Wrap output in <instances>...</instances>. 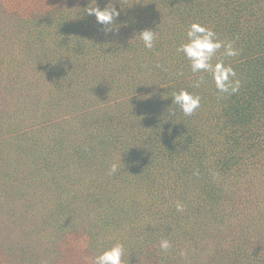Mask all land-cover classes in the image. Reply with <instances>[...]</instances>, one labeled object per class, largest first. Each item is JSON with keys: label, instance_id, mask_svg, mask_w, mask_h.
I'll use <instances>...</instances> for the list:
<instances>
[{"label": "trees", "instance_id": "obj_1", "mask_svg": "<svg viewBox=\"0 0 264 264\" xmlns=\"http://www.w3.org/2000/svg\"><path fill=\"white\" fill-rule=\"evenodd\" d=\"M109 4L120 13L112 26L86 12ZM54 9L33 21L3 10L0 19V107H15L8 124L19 127L6 132L0 120V138L17 140L0 147V246L9 260L3 264L58 256L64 225H56H78L79 214L102 225L98 236L114 238L102 250L124 244L125 264H170L179 257V264L242 258L264 264V0H58ZM194 22L239 50L225 57L221 49L213 60L235 69L238 93L219 94L211 75L192 73L177 51ZM145 29L157 31L151 50L139 37ZM13 30L21 63L1 58L3 48L17 43L2 46ZM14 67L18 85L9 77ZM201 76L205 82L195 87ZM24 81L30 86L23 94ZM181 89L201 97L191 116L172 104ZM6 92L17 100L8 102ZM127 100L135 106L123 114L133 145L119 155L113 113ZM169 157V168H176H158L179 174L164 191L168 203L156 209L155 197L142 220L141 203L127 196V177L152 172ZM113 163L119 170L109 175ZM182 187L185 208L177 212ZM51 189L62 193L52 197ZM37 214H45L41 231ZM164 238L172 245L168 252L159 247ZM217 239L228 249L212 248Z\"/></svg>", "mask_w": 264, "mask_h": 264}, {"label": "rangeland", "instance_id": "obj_2", "mask_svg": "<svg viewBox=\"0 0 264 264\" xmlns=\"http://www.w3.org/2000/svg\"><path fill=\"white\" fill-rule=\"evenodd\" d=\"M57 2L58 0H0V19L3 18L4 15L2 12L3 10H5L10 13L14 12V13L20 14L24 18H27L33 21L39 18L41 14H48L49 12H53L55 10L54 6ZM3 25L4 24L0 23V32L2 31ZM5 25H8V24L6 23ZM14 32L15 30H13L8 40H6V42H4L2 46L8 43H13L14 40L17 41V43L12 44L11 46L7 48H3L2 53H1L2 55L1 58L8 59L10 61L17 60L18 63H21V60H20L21 50H20V45L18 43L19 39L18 37L16 38L13 37ZM4 52L8 53L9 55H3ZM15 70L16 69L14 67V70L12 71L11 76H9L11 77V79H14L12 83H16L17 81L16 79L19 78V77L17 78L16 76L17 74ZM5 76L7 75L5 74ZM27 80L35 82L36 77H33V76L27 77ZM19 82L20 81H18L16 85H18ZM6 84H11V83H6ZM29 86L30 84H28L26 81L23 82V86H22L23 94L25 93V88H28ZM5 98L8 100V102L17 100L16 98H13V94L8 93V92L5 93ZM8 104H7V108L0 107V120L6 126L3 130L6 132H12L14 128H16L17 130L19 127H17V125L14 123L8 124L10 117L13 116L15 112V107L11 111L8 110L10 109ZM117 108H118V112L113 113L114 115L112 114L114 117L118 118L117 121H115L114 125L112 126L113 133H114L113 140L115 141V144H116V141L120 142L119 144L118 143L116 144L115 148H117L116 150L119 155H123L124 150L132 147L133 145L132 143L133 137L126 138V131H127L126 126L128 125V119L125 118V123H124L123 114L127 112L128 110H130L131 108L132 109L135 108V106H133V104L129 100H127L117 105L116 109ZM105 118H108V115H106ZM45 135L48 136L47 138H49L53 136V133L50 134L49 132H46ZM71 138L74 139L73 137ZM7 139L8 141L4 142L0 147L5 146L7 148H4V147L3 148L8 149L11 147L13 143L17 142L16 137H12L10 139L0 138V142H3ZM84 141L85 139L79 136V139L76 140V143L81 145V143H83ZM74 145L76 146L75 143ZM159 147H161V143ZM4 149H0V154H1V150H4ZM170 159L171 157H169L167 160H164V161L160 159L158 161V164L155 166V168H153L152 172H146L142 174V176L140 174H136V175H130L127 177V181L129 185L128 187L129 190L126 191L127 196L130 197L132 201H138L141 203L140 205L142 207L139 210V217L142 220H146L150 217L151 213H149V207L152 206V204L154 203L155 197H158L159 199V202H158L159 205L156 209L163 210L164 209L163 203L164 202L168 203V200H165L162 203L164 191L167 192V189H168L167 187H170L174 181H177L179 174L178 172H174L171 175H167L168 173L166 172H159L158 168H165V167L169 168ZM174 168L176 167H173L171 169L169 168V170L172 171L174 170ZM132 176H135V177H132ZM150 176H154L155 178L156 182L153 183V185L152 183H150L149 181L143 178V177L148 178ZM243 180L244 178H242L241 181L237 184L242 183ZM184 188L185 187L181 188V193H180V196L177 198L176 203L180 201L183 193H185L183 191ZM49 193H52L53 194L52 197H54V195H60L62 192H61V189L56 190V191H53L51 189ZM125 205H128V203H126ZM44 219H45V214H40L39 216L37 214V216L35 217V221H34L36 230L38 231L43 230V228L45 227L43 225ZM85 219L86 217L84 218L83 215L79 214L76 216V222L79 221L78 225L71 224L73 223L72 221L70 224H66V223L57 224L56 227H59L60 225L61 226L64 225L59 235L60 243L58 245V250H59L58 256H53L54 253L50 256L46 255L45 256L46 263L38 262L37 264H92V261L95 255H97L100 251H102L103 246H106V241L113 240L114 238L112 237L110 233H108V235H103V238H101L100 236H98V234L101 230L99 227H101L102 225L97 226L98 223H92L90 220H85ZM82 220L84 221L82 222ZM32 230H33L32 231V234H33V232H35V229H32ZM215 230L216 229H214L213 231ZM209 232H212V231H209ZM216 234L217 233L214 232V235ZM210 246L214 249H220V248L228 249L229 243L226 241H221L217 239V242L211 243ZM4 254L5 253L1 249V246H0V264H3V262L6 263L9 261L6 257H3ZM179 258L172 260L170 264H179L177 263L179 261ZM234 260H235L234 263L229 262L228 264H251L248 259L242 258V259H234ZM237 260H239V262H236ZM148 264H154V262H149Z\"/></svg>", "mask_w": 264, "mask_h": 264}, {"label": "clouds", "instance_id": "obj_3", "mask_svg": "<svg viewBox=\"0 0 264 264\" xmlns=\"http://www.w3.org/2000/svg\"><path fill=\"white\" fill-rule=\"evenodd\" d=\"M111 5V4H109ZM107 6L101 10L99 7H88L86 12L88 15H94L98 24L112 26L114 20L119 16V11L115 7ZM140 39L146 49L151 50L157 38V31L145 29L139 34ZM223 49L225 57H235L239 55V50L231 41H222L216 31L211 27L198 22L192 23L186 32V42L182 43L177 51L182 53L185 59L189 62L191 72L208 73L215 84V88L219 94L233 95L239 92L241 82L237 78V73L231 64H226L223 59L216 60L219 50ZM204 77L201 76L196 82L195 87H200L203 84ZM173 103L178 106L185 116H191L201 106V97L197 94L189 92L186 89H181L172 96ZM173 115L175 113H172ZM119 170V165L113 163L109 169V175L116 174ZM185 205L182 202L176 203V211L183 212ZM160 250L168 252L172 247L169 239L164 238L160 241ZM125 246L123 243L117 242L110 248L100 251L95 255L92 264H125L124 257Z\"/></svg>", "mask_w": 264, "mask_h": 264}]
</instances>
